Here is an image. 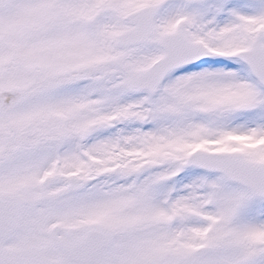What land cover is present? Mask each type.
Returning <instances> with one entry per match:
<instances>
[{
    "label": "snow or ice",
    "instance_id": "snow-or-ice-1",
    "mask_svg": "<svg viewBox=\"0 0 264 264\" xmlns=\"http://www.w3.org/2000/svg\"><path fill=\"white\" fill-rule=\"evenodd\" d=\"M0 264H264V0H0Z\"/></svg>",
    "mask_w": 264,
    "mask_h": 264
}]
</instances>
